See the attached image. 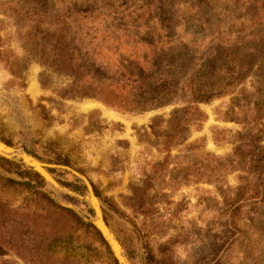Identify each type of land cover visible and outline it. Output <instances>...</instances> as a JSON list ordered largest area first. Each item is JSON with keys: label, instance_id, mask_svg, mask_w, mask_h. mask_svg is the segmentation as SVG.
I'll return each instance as SVG.
<instances>
[{"label": "rangeland", "instance_id": "1", "mask_svg": "<svg viewBox=\"0 0 264 264\" xmlns=\"http://www.w3.org/2000/svg\"><path fill=\"white\" fill-rule=\"evenodd\" d=\"M257 111L264 0H0V138L63 189L0 163V264H113L86 181L129 264H264Z\"/></svg>", "mask_w": 264, "mask_h": 264}, {"label": "trees", "instance_id": "2", "mask_svg": "<svg viewBox=\"0 0 264 264\" xmlns=\"http://www.w3.org/2000/svg\"><path fill=\"white\" fill-rule=\"evenodd\" d=\"M61 58H58V56H57V59H61ZM56 62L58 63V61H56ZM67 64H69V63H65V64H63V66L67 67ZM70 65L72 67H74L72 65V63ZM222 95H223V92H220V93H218L216 95V97H221ZM212 98H213V96L212 97L210 96L208 98H204L203 96H197V97L193 98L192 103L196 104V103H200V102H207V101L211 100ZM104 103L105 104H108L106 102H104ZM166 103L167 102H165L164 104H166ZM161 105H163V104H161ZM190 109L192 110L191 112L189 111ZM202 116H203L202 112H200L197 107H191L189 109H185V111H183L182 117H180V119L178 120V129L180 131H182V132L185 131V129L182 128V125L183 124H186V123H188V122H190L192 120L199 121V120L202 119ZM255 117H256V119H254V121L258 124L259 127H263V128L261 129V128L258 127L259 129H258L257 133H254L253 132V129L252 128H249V130L247 131L248 136H246V137L245 136H242V137H243V139L244 138H247V137L250 138L249 143H250V146H253V150H252V152L249 153V155L250 156H256V155H258V159L256 160V164H257V170L261 174V173H264V156H263V153L260 152L261 151L260 150L261 149V146L260 145H261L262 142H264V124L262 123V119L264 118V114L262 113V111H257L255 113ZM0 140L3 141V142H5L9 146H13L11 144V142H9V141H7V140H5L3 138H0ZM169 149L171 150L170 147L168 148V150ZM0 163H2L3 165H7L9 167H14L18 171L21 170V166L15 164V163H13V162L5 159V158H1L0 157ZM25 173H26V175L32 176L40 185H43L44 184V180L39 176V174H37L35 172H32L30 170H27V172H25ZM12 183L15 184V185H19V186L20 185H23V184H21L19 182H16L14 180H12ZM256 193L257 194L255 196H252L253 199L258 198V196L260 195L259 192H256ZM96 195L99 198H101V195L98 192H96ZM56 208L61 213L67 214L71 218L76 219L77 221H80L82 224H84L80 220V218L74 212H72L71 210H68L66 208H62L60 206H56ZM86 227H91L95 231V233L100 237V240H101L102 244L105 245L107 247V249L109 250L106 242L103 240V238H102L101 234L98 232V230L95 227H93L92 225H87ZM110 255H111V253H110ZM113 264H117V261L115 259H113Z\"/></svg>", "mask_w": 264, "mask_h": 264}, {"label": "water", "instance_id": "3", "mask_svg": "<svg viewBox=\"0 0 264 264\" xmlns=\"http://www.w3.org/2000/svg\"><path fill=\"white\" fill-rule=\"evenodd\" d=\"M1 151L5 154V155H1L0 154L1 157L7 158V159H12V160H17V161L22 162L24 165H26L27 167H29L31 170H34L35 172H37L38 174H40L46 180V182L48 184H50L54 188L58 189L57 186H59V185L54 180V178L52 177V179L49 180L46 177V175L44 174V171L46 170V168L49 167L48 165L43 164L41 161H39L38 159H36L32 155L28 154L27 152H25L23 149H18V148L11 147V146L7 145L6 143H4V142H2L0 140V152ZM8 156H11V158H9ZM38 165H40L41 167H38ZM42 170H44V171H42ZM45 172H47L48 174H50L47 170ZM86 185H87V188H88V192L91 193V194L92 193L94 194L93 188H92L91 184L86 181ZM60 190H63V189L60 188ZM94 211H95V209H94ZM95 217H96V211H95ZM93 222H94L96 228L99 230L100 234L103 236V238L106 241V243L108 244V246H109V248H110V250H111L114 258L117 261V263L118 264H129V262L127 260V257L125 256V253L123 251V248L120 245V243L118 242V240L116 239V237L114 238V240L116 242H118L117 243L118 250L115 249L114 244L112 243L113 240L111 241L109 239V237L98 226V224L96 223V220L95 219H94Z\"/></svg>", "mask_w": 264, "mask_h": 264}, {"label": "bare ground", "instance_id": "4", "mask_svg": "<svg viewBox=\"0 0 264 264\" xmlns=\"http://www.w3.org/2000/svg\"><path fill=\"white\" fill-rule=\"evenodd\" d=\"M1 155H5L2 151L0 152ZM9 158H11V156H8ZM18 159V158H17ZM37 165V164H36ZM38 167H41L40 165H38ZM43 167V166H42ZM44 171V170H42ZM46 171V170H45ZM44 171V174L46 175V177L50 180L52 179V177ZM57 188H60L59 186H57ZM89 201L91 202L92 206L94 207L95 211H96V223L98 224V226L103 230V232L109 237V239L112 241V243L114 244V247L116 250H118L117 247V243L114 238V234L112 233V231L107 227V224L104 221V218L101 214V208L99 206V202L97 200V198L95 197V195L92 193H89ZM112 234V235H111Z\"/></svg>", "mask_w": 264, "mask_h": 264}]
</instances>
